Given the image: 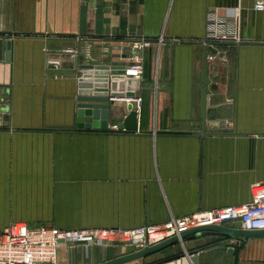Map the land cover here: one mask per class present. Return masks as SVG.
Wrapping results in <instances>:
<instances>
[{"label": "crops", "instance_id": "1", "mask_svg": "<svg viewBox=\"0 0 264 264\" xmlns=\"http://www.w3.org/2000/svg\"><path fill=\"white\" fill-rule=\"evenodd\" d=\"M264 0H0V230L10 223L60 229L134 228L247 203L264 182ZM239 11L241 41L209 42L208 14ZM233 23V19H228ZM135 91L143 133L112 129L130 112L114 101L108 131L76 126L75 63L128 61L113 54L137 38ZM11 44V47H10ZM211 82L203 131V57ZM72 49V50H70ZM73 51V52H72ZM228 122V124H227ZM213 127V126H212ZM228 227L240 228L236 222ZM197 236L141 264H264V235ZM135 248L62 241L60 264H101Z\"/></svg>", "mask_w": 264, "mask_h": 264}, {"label": "built area", "instance_id": "2", "mask_svg": "<svg viewBox=\"0 0 264 264\" xmlns=\"http://www.w3.org/2000/svg\"><path fill=\"white\" fill-rule=\"evenodd\" d=\"M255 8L264 10V3H257ZM230 18L233 19V23L228 22ZM208 25L209 42L241 41L238 33V10L226 16H219L215 11H211L208 14ZM164 43L163 36L156 41L147 38L133 39L130 47L132 56L126 61L124 79L141 81L144 75L142 51L151 48L154 44L160 47ZM208 57L214 58L213 55H208ZM126 91L128 90L124 92ZM112 99L131 103L132 109L137 114L141 111L142 98L137 95L113 97ZM220 125L221 121L212 123L213 127L220 128ZM111 128L119 130L118 125H113ZM251 193L252 199L247 203L204 209L171 217L163 223L146 224L127 229H60L47 224L31 226L26 222L10 223L0 230V264H60L59 248L62 241L101 245L120 242L139 250L154 246L174 236L180 237L183 232L196 227L227 225V223L236 222L245 230L264 229V182H254L251 185Z\"/></svg>", "mask_w": 264, "mask_h": 264}, {"label": "water", "instance_id": "3", "mask_svg": "<svg viewBox=\"0 0 264 264\" xmlns=\"http://www.w3.org/2000/svg\"><path fill=\"white\" fill-rule=\"evenodd\" d=\"M11 47V44H10ZM3 39H0V60H2ZM127 53H131V50L124 51L123 53L113 54V57L121 58L127 57ZM79 56H75L74 60L79 69H81V75L78 78V97H77V114L78 119L76 126L71 130L65 132H79V131H108L109 128V114L110 107L114 104L113 97H134L136 96L134 89L139 87L137 79H124L123 73L125 72V61H111L109 63H80L78 65ZM208 46H205L203 57V75H202V87H201V114L203 118V131H193L187 133H179L175 131L167 132L168 134L180 135L186 134L196 137H202L203 134L214 133L218 135H227L230 132L218 131V127L210 128L207 126V103L208 94L210 92V76L208 74ZM125 90H128L124 92ZM1 95L5 94L4 89L0 91ZM130 112L119 123L117 131L128 132L133 134L143 133L139 128V120L137 112L132 109V104H129ZM1 109V107H0ZM209 130H208V129ZM208 130V131H207ZM223 235L227 237H234L235 240H242L241 246H243L245 240L249 237L256 235H264V229L260 230H245L240 228H232L226 225H211L202 226L190 229L183 232L180 237L174 236L166 241H163L154 246H148L139 250H134L119 257L110 259L101 264H141L140 260L148 257L154 253L162 251L163 249L181 242L185 239H195L197 236L207 235ZM172 264V263H170Z\"/></svg>", "mask_w": 264, "mask_h": 264}]
</instances>
